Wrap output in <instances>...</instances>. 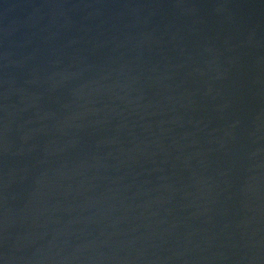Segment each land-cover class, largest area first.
<instances>
[{"label": "water", "instance_id": "water-1", "mask_svg": "<svg viewBox=\"0 0 264 264\" xmlns=\"http://www.w3.org/2000/svg\"><path fill=\"white\" fill-rule=\"evenodd\" d=\"M0 264H264V0H0Z\"/></svg>", "mask_w": 264, "mask_h": 264}]
</instances>
